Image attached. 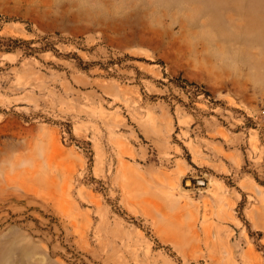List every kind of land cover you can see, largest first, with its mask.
Listing matches in <instances>:
<instances>
[{
    "label": "rangeland",
    "instance_id": "1",
    "mask_svg": "<svg viewBox=\"0 0 264 264\" xmlns=\"http://www.w3.org/2000/svg\"><path fill=\"white\" fill-rule=\"evenodd\" d=\"M0 36L57 50L0 51V264H264V0H0Z\"/></svg>",
    "mask_w": 264,
    "mask_h": 264
},
{
    "label": "trees",
    "instance_id": "2",
    "mask_svg": "<svg viewBox=\"0 0 264 264\" xmlns=\"http://www.w3.org/2000/svg\"><path fill=\"white\" fill-rule=\"evenodd\" d=\"M34 41L32 40H25L22 38H15V37H5L0 36V51L5 52H15L18 50H22L26 54H31L35 52H43L49 49L57 51L55 48H53V45L49 41H41L42 46L40 47H32ZM182 82L185 84L184 87H193L196 88V95L200 94L201 88L204 89L202 86H199L195 83H191L188 80H182ZM205 96H211L209 92L204 91L202 92Z\"/></svg>",
    "mask_w": 264,
    "mask_h": 264
},
{
    "label": "bare ground",
    "instance_id": "3",
    "mask_svg": "<svg viewBox=\"0 0 264 264\" xmlns=\"http://www.w3.org/2000/svg\"><path fill=\"white\" fill-rule=\"evenodd\" d=\"M185 13V12H184ZM189 14V13H188ZM232 14V13H231ZM166 15V14H165ZM187 15V14H186ZM228 16V15H227ZM230 17V16H229ZM244 23V22H243ZM187 26V25H186ZM188 33H189V31H188ZM193 33V32H192ZM196 33V32H195ZM203 33V32H202ZM213 34H214V32H213ZM194 35V34H193ZM186 36V35H185ZM216 37V36H215ZM242 47V46H241ZM253 51V50H252ZM224 52V51H223ZM256 52V51H255ZM244 56V55H243ZM242 58V57H241ZM244 58H245V56H244ZM258 58V57H257ZM259 61V60H258ZM244 62V61H243ZM243 66V65H242ZM188 184H190V182H188Z\"/></svg>",
    "mask_w": 264,
    "mask_h": 264
},
{
    "label": "built area",
    "instance_id": "4",
    "mask_svg": "<svg viewBox=\"0 0 264 264\" xmlns=\"http://www.w3.org/2000/svg\"><path fill=\"white\" fill-rule=\"evenodd\" d=\"M260 114L264 117V104H263V106H262V109H261V111H260Z\"/></svg>",
    "mask_w": 264,
    "mask_h": 264
},
{
    "label": "water",
    "instance_id": "5",
    "mask_svg": "<svg viewBox=\"0 0 264 264\" xmlns=\"http://www.w3.org/2000/svg\"><path fill=\"white\" fill-rule=\"evenodd\" d=\"M188 182H190V184H192V180H187V184H188ZM200 183H205V181L204 180H201V181H199Z\"/></svg>",
    "mask_w": 264,
    "mask_h": 264
}]
</instances>
